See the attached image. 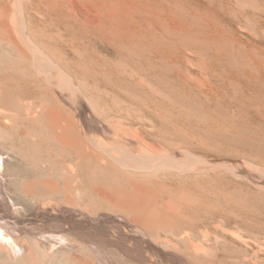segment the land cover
Returning a JSON list of instances; mask_svg holds the SVG:
<instances>
[{"label":"rangeland","instance_id":"rangeland-1","mask_svg":"<svg viewBox=\"0 0 264 264\" xmlns=\"http://www.w3.org/2000/svg\"><path fill=\"white\" fill-rule=\"evenodd\" d=\"M156 2L158 12L170 18L172 29L166 32L158 25L143 33L139 43H116L109 52H100L92 39L88 43L89 36L82 29L81 33L76 31L79 27L67 28L76 36L78 49L74 52L62 44L69 58L66 67L77 76L89 101L84 109L68 112L63 106L62 111L71 116L76 127L84 122L87 132L114 147L127 146L111 141L117 136L123 139L125 130L134 140L128 149L156 143L163 149L184 150L191 169L185 173L133 176L114 169L111 163L100 166L96 160H85L71 175L66 168L71 166L67 165L69 160L73 162L71 156L48 137L43 114L37 112L36 120L30 118L32 122H27L13 112L14 116L0 118V125L8 126L6 131L0 126L4 138L1 145L26 152L22 157L25 167L33 171L40 167L35 174L45 168L42 177L27 181V192L21 199L34 201L36 195V202L58 204V214L71 218L66 223L75 224L78 211L86 207L94 214L112 213L101 193L111 196L130 191L131 183L136 182L165 203L177 205L178 215L163 212L156 223L170 224L175 233L189 238L187 248L181 250L186 264H264V0ZM32 16L28 20L31 27L37 24ZM80 38H86L84 45H79ZM165 53L170 57L167 64L161 58ZM9 74L0 73V79L4 80L5 75L17 78ZM132 74L144 78L142 83L133 80ZM14 88L15 81H11L3 92V105L11 103ZM50 171L56 176L53 173L51 178ZM68 176L77 179L73 183L76 189L81 188L78 190L83 197L62 205L65 195L60 188L70 179ZM44 178L59 184L58 193L35 194L34 182ZM191 244L201 246L200 254H195Z\"/></svg>","mask_w":264,"mask_h":264},{"label":"bare ground","instance_id":"bare-ground-1","mask_svg":"<svg viewBox=\"0 0 264 264\" xmlns=\"http://www.w3.org/2000/svg\"><path fill=\"white\" fill-rule=\"evenodd\" d=\"M156 1L0 0V73L11 72L17 77L14 79L15 77L5 75L4 80L0 79V118L7 119L16 113L23 121L27 119V122L29 120L32 122L35 113L43 114L42 117L47 120L48 137L50 135L55 143L71 156L73 162L69 160L67 165L71 166L66 167L71 175L75 174L74 168L80 169L79 165L85 160H96L100 166L106 164L109 166L108 164L111 163L115 166L114 169L117 168L133 176L149 177L169 172L189 171L191 168L185 161L184 150L163 149L156 143H142L138 149H128L133 147L134 140L128 137L129 133L126 134L125 130L124 133L122 132L123 139L117 136L111 141L127 146L114 147L106 140L87 132V125L84 122L78 125L79 128L76 127L70 119L71 116L62 111L63 106L68 112H72L73 108L84 109V105L89 101L81 90V82L67 68L68 54L61 47L62 44H67L77 52L76 36L70 34V29L76 30L75 28L79 27L80 29L76 30L78 32L82 29L83 33L89 36L88 43H91V39L94 40L100 52H109L110 47L116 43H139V37L153 27L160 26L166 32L172 29L170 18L165 12L162 13L163 15L158 12ZM161 8L159 6V11ZM29 16L37 20L36 25L33 22L35 27L30 26ZM61 25L64 28H61ZM78 32L77 36H79ZM85 42L86 38H80L78 43L84 45ZM161 58L165 64L170 61L167 53ZM130 77L139 83L144 79L135 74ZM11 81L13 83L15 81L14 90L17 91L13 90L14 94L9 97L12 99L11 103L3 105L1 98L4 90L11 86ZM25 124L26 127L28 124ZM4 125L3 123L4 131L8 130V126ZM42 133L43 130L41 135ZM2 137L0 134V264H186L181 250L187 248L185 243L189 238L184 233H175L174 229L170 228V224L156 223L158 216L163 215V212L168 216L178 215L176 204V206L167 204L168 202L165 203L161 198H157L152 190L132 182L130 191H118L119 193L115 195L112 193L111 196L101 193L100 196L108 205L106 207L111 209L112 213L94 214L86 207L78 211L79 220L74 221L75 224L66 223L65 221L71 218H63L58 214V204L36 202V195L32 197L34 201L21 199L27 192V181L37 179L45 168L39 169V175L34 172L39 166L34 171L26 168L22 160L26 152L23 153L22 149H7L6 146L1 145L4 139ZM43 161L41 162L45 164L48 159ZM26 162L28 160L25 164ZM64 172L62 170V173ZM76 172L79 175V171ZM53 173L51 172V178ZM45 178L34 180L35 194L58 193L59 184L55 181L48 182L50 177ZM69 178L60 188L63 192L61 194L65 195L64 201L61 200L62 205L83 197L81 188L76 189L73 183L77 179ZM73 192L75 195L71 196ZM55 197L58 196L54 194ZM194 244H191L193 251L195 254H200L198 248L200 249L201 246L197 247L198 242Z\"/></svg>","mask_w":264,"mask_h":264}]
</instances>
